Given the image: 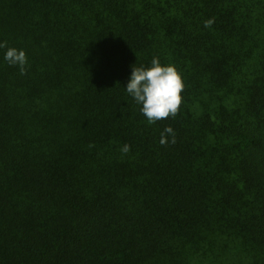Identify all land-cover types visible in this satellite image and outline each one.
I'll return each instance as SVG.
<instances>
[{"label": "trees", "instance_id": "16d2710c", "mask_svg": "<svg viewBox=\"0 0 264 264\" xmlns=\"http://www.w3.org/2000/svg\"><path fill=\"white\" fill-rule=\"evenodd\" d=\"M5 41L0 264H264V0H0ZM154 57L185 87L149 124Z\"/></svg>", "mask_w": 264, "mask_h": 264}, {"label": "clouds", "instance_id": "9594fccd", "mask_svg": "<svg viewBox=\"0 0 264 264\" xmlns=\"http://www.w3.org/2000/svg\"><path fill=\"white\" fill-rule=\"evenodd\" d=\"M212 20L205 21V27H210ZM0 48H7L4 59L12 66H18L20 74H26L27 56L24 50L7 47V42L0 43ZM184 82L178 70L173 65H162L158 57H154L150 67L132 66L127 93L139 105L141 112L147 118L149 124L164 120L170 116L175 118L178 114L184 91ZM172 135L175 143V133L171 127L164 129L160 143H168L167 135ZM130 151V145L125 144L121 148L123 154Z\"/></svg>", "mask_w": 264, "mask_h": 264}]
</instances>
